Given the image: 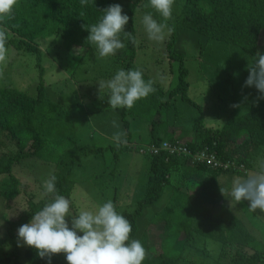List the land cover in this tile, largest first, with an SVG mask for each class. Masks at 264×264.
<instances>
[{
	"label": "trees",
	"instance_id": "obj_1",
	"mask_svg": "<svg viewBox=\"0 0 264 264\" xmlns=\"http://www.w3.org/2000/svg\"><path fill=\"white\" fill-rule=\"evenodd\" d=\"M117 1L88 0V4L82 7L80 0H19L14 18L0 25L8 32L6 46L15 52L33 56L34 65L42 75L45 71L41 61L43 51L34 45L36 41L55 39L65 52L74 53V48L92 51L94 46L88 43L89 31L84 26L97 23L103 16L102 10L117 4ZM148 3L149 0H135L130 4L126 32L135 35V9L140 7L147 12L151 9L145 7ZM183 30L193 31L209 41L236 47L250 61L257 51L264 54V0H182L172 36L165 43L169 52L176 40L175 33ZM125 44L129 48L133 45L128 40ZM133 58L125 52L113 59L110 65H122L121 61L125 59L128 70H134ZM169 58L172 60L175 55L170 52ZM64 60L67 61L66 57ZM247 61L243 59L245 66ZM77 67L74 65L72 77L84 76V83L93 84L102 75V70H99L91 78H86L87 69L80 73ZM135 69L145 68L142 65ZM185 74L181 66L178 83L170 90L153 84L155 92L149 97L148 106L141 101L131 109H120L123 129L127 133L126 145H99V140L89 134V141L80 145L73 143L61 153L53 147L60 141L53 139L54 136L60 140L74 138L71 127L66 131L61 123V117L68 116L69 112L45 95L42 84L36 88V96L25 94L13 86L0 87V133H5L14 145L10 154L0 155V227L6 234L9 248L8 251L0 249V264H48L47 259H41L34 248L17 246V229L30 222L33 214L52 199L51 195H43V181L50 175L56 176L57 193L70 199V214H74L77 201L71 176L78 159L92 155L99 157L105 150H113L112 153L115 151L117 156L131 151L129 144L132 142V150L149 161L148 175L137 208L132 212L119 213L131 224L130 240H140L146 250L142 264H179V258L187 250H194L200 256L204 253L202 264H224V261H228L227 264H264V246H259L260 241L250 236L248 231L242 229L236 232L232 227H237V223L228 210L224 209L225 216L221 219H212L209 211L211 206L220 205L224 200L218 176H232L231 185L234 177H244L254 171L257 161L264 158V99L256 102L258 93L251 99L250 109L245 115L230 117L223 121L225 123L208 124L202 116L199 117L200 110L186 96L188 84ZM108 75L106 71L104 78ZM100 95L104 96L103 93L83 95L84 102H89L85 108L94 110L98 104L102 105L104 98L100 99ZM180 102L198 112V118L189 129L176 123L180 120H173ZM142 106L143 110H153V113L144 121L148 126V135L141 138L133 136L131 131L140 126L135 123L136 120L143 121L145 118L141 113L140 116L135 113ZM171 121L178 128L170 127ZM189 135H193V141L185 142ZM203 148L207 150L205 154L215 161V170L202 157L197 164L192 162V158L201 156ZM24 164L28 165L29 174L33 177L30 179L39 183L41 191L37 196L27 198L26 208L18 217H10L1 208L23 191L14 169ZM164 192H167V203L160 212L146 217L144 229L138 232L137 219L146 208L159 201ZM66 219L70 225L71 217ZM212 220L214 224L209 225ZM194 224L199 227L198 230L196 226H191ZM157 232L163 235V241L158 245L154 243ZM206 244H216V253L213 249V254L210 253ZM243 248L254 250V254L246 256L242 253ZM232 249L234 252L230 253ZM51 264H67L65 254L53 255Z\"/></svg>",
	"mask_w": 264,
	"mask_h": 264
},
{
	"label": "rangeland",
	"instance_id": "obj_2",
	"mask_svg": "<svg viewBox=\"0 0 264 264\" xmlns=\"http://www.w3.org/2000/svg\"><path fill=\"white\" fill-rule=\"evenodd\" d=\"M134 2L135 0H118L117 4L122 6V14L128 15L130 4ZM181 2L182 0H175L172 17L167 21V24L172 28L175 27L180 14ZM149 12L158 22H164L163 18L152 8L145 12L137 7L133 19L134 36L137 43L130 48L125 44V48L118 50L115 55L107 58H98L95 48L88 52L83 48L78 50L74 48V53H72L65 52L55 39L36 41L34 45L43 51L41 61L45 71L42 75L34 65L36 62L33 56L15 52L13 49L8 48L7 64L0 65V69L3 71V76L0 78V87L13 86V88L20 89L25 94L36 96V88L42 84L45 95L69 112L68 116L61 117V123L64 124L66 131H69L71 127L74 138L60 140L59 137L54 136L53 141H60L58 145L53 146L59 153L66 152L73 143L80 145L89 141L87 140L89 134H93L94 138L99 140V145H115L111 139L113 132L116 131L112 126V121H117L121 130L124 131L121 108L114 110L109 107L107 89L101 90V93L104 94V102H102V105L98 104L94 110L85 108L89 105V102H84L82 96L100 93L98 85L100 81H108L119 69L128 70L125 59L121 61L122 65H110L113 59L116 60L118 56L123 55L125 52H127V55L134 57V66L140 68L143 65L145 69L141 71L146 77V79L144 78L145 81L151 79L154 82L153 84H158L165 90H170V87L173 88L177 85L178 72H180L182 66L186 71L185 82L188 84L186 96L194 103L198 111L200 110L199 117L202 116L208 124L225 123L224 120L230 117L243 116L249 111L250 101L258 94V91L254 87H243V85L249 74L248 65H251L255 58L249 61L246 55L236 47L217 41H209L193 31L183 30L175 33L176 40L170 51L171 54L175 55V58L171 60L169 58L170 52L165 43L171 38L172 33L166 35L163 42L151 41L147 37L141 20L143 15ZM121 39L126 43L127 40L124 39L122 34ZM65 57L70 62L65 61ZM243 59L248 60L247 67L244 65ZM178 62H180V65ZM74 65L78 66L77 72L80 73L87 69L86 78H91L99 70H102V75L93 84L84 83L82 81L84 76H81L82 78L72 77ZM136 67H134V70ZM104 71L109 72V75L105 78ZM151 94L137 102L143 101V105L148 106ZM245 97H247L246 100ZM233 104H240L241 106L234 108L231 107ZM164 108L162 109L164 110ZM177 108L178 111L175 112L176 117L173 120H180L176 123H180L179 126L182 124L185 129L191 128V125L198 118L197 110L183 102L178 103ZM150 111L143 110V106L140 107V111L136 110L137 115L140 116L141 113L145 118L143 121H135L140 126L137 124L136 130L131 131L133 136L138 135L142 138L148 135V126L144 121L153 113V110ZM127 116H129L128 113ZM128 120L131 122L130 119ZM173 122L171 121L170 127L178 128V126H175L176 123ZM186 141L192 142L193 135H189ZM123 145H126V143L121 146ZM129 145L131 151L120 153L117 156H115V151L112 153L113 150H105L104 153L98 155L99 157L92 155L78 159L77 167L73 168L71 176L74 198L77 201V206L73 210L74 214H77L81 209L92 210L96 205L108 200L115 204L118 213L120 211L132 212L137 208V203L144 194L149 161L137 151L132 150L133 142ZM13 149V143L6 137L5 133L1 132L0 155H8ZM200 159L201 156L198 159L192 158V162L197 164ZM189 161H191V157ZM14 172L21 182L23 191L18 192V195L11 202H5L2 205L1 209L8 213L10 217H18L26 208L27 198L37 196L41 191L39 183L30 179L33 177L29 174L27 164L17 166ZM218 177L220 187L230 189L231 185L229 183L232 176L221 174ZM167 199V192H164L159 201L143 211V215L137 219L138 232L141 233L144 229L147 223L146 217H151L153 213L160 212L167 203ZM229 199L231 198L224 196V200L220 205H213L209 208L210 214L213 216L212 219H221L222 216H225V210H228L237 223V227L232 228L236 232L242 229L248 231L250 236L256 237L260 241L259 246H264V212L259 209L256 212H251L248 209L247 201L236 204L235 201L230 202ZM6 204H8L7 207ZM211 224H214L213 220L209 223V225ZM191 226L195 227L196 224ZM198 229L199 227L196 226V230ZM215 233H218V231L215 230ZM0 234L2 235L0 249L3 248L8 251L7 238L2 227H0ZM197 240L200 241L199 236H197ZM162 241L163 235L158 232L155 233L154 243L158 245ZM206 248L210 249V253L213 254L211 249L216 253V244H206ZM3 249L1 251H4ZM229 251L230 253L234 252L233 249ZM185 253L182 258H179V264H202L204 253L201 256L194 250H187ZM242 253L246 256H252L254 250L243 248ZM227 263L229 262L224 261V264Z\"/></svg>",
	"mask_w": 264,
	"mask_h": 264
},
{
	"label": "clouds",
	"instance_id": "obj_3",
	"mask_svg": "<svg viewBox=\"0 0 264 264\" xmlns=\"http://www.w3.org/2000/svg\"><path fill=\"white\" fill-rule=\"evenodd\" d=\"M174 2L149 0L145 5L151 7L164 21L158 22L151 12L143 15L141 23L149 40L163 42L165 36L173 32L167 21L172 17ZM18 3L19 0H0V25L14 18ZM80 4L86 6L88 0H80ZM102 12L103 16L97 23L84 26L89 31L88 43L94 46L101 59L113 56L126 47L121 34L133 45L137 43L132 33L125 31L129 16L122 14L120 4L110 5ZM8 38L7 30L0 26V65L7 64ZM248 73L243 87H254L259 93L256 98L258 102L264 99V54L257 51L252 64L248 65ZM2 76L3 71L0 69V78ZM153 83L151 79L145 81L140 69H119L111 79L102 80L98 85L100 93L103 89L108 90L109 107L115 110L131 109L137 101L148 97L155 92ZM99 98L103 99L104 96L100 95ZM240 106L231 105L234 108ZM112 126L116 131L111 139L120 147L126 143L127 133L121 130L115 120ZM55 184V175L43 181V195H51L52 199L33 214L30 222L17 229L18 247L34 248L41 259H47L48 264H51L53 255L61 253L65 254L67 264H142L146 250L140 240H130L131 224L117 212L111 200L96 205L92 210L81 209L77 214H70L71 201L57 193ZM220 192L230 197V202L238 204L247 201L251 212L257 209L264 212V158L257 161L254 171L244 177H234L230 189L220 187ZM67 217H71L70 225Z\"/></svg>",
	"mask_w": 264,
	"mask_h": 264
},
{
	"label": "built area",
	"instance_id": "obj_4",
	"mask_svg": "<svg viewBox=\"0 0 264 264\" xmlns=\"http://www.w3.org/2000/svg\"><path fill=\"white\" fill-rule=\"evenodd\" d=\"M205 153H207V150L203 149V153H201V157L208 161V163L206 162L208 166L214 167L216 165L215 161L212 159V157H208V155ZM210 156H213V155L211 154Z\"/></svg>",
	"mask_w": 264,
	"mask_h": 264
}]
</instances>
